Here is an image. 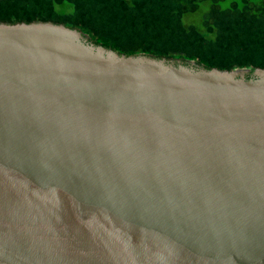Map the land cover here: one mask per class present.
<instances>
[{
  "label": "water",
  "instance_id": "95a60500",
  "mask_svg": "<svg viewBox=\"0 0 264 264\" xmlns=\"http://www.w3.org/2000/svg\"><path fill=\"white\" fill-rule=\"evenodd\" d=\"M0 264H264V70L0 24Z\"/></svg>",
  "mask_w": 264,
  "mask_h": 264
},
{
  "label": "trees",
  "instance_id": "16d2710c",
  "mask_svg": "<svg viewBox=\"0 0 264 264\" xmlns=\"http://www.w3.org/2000/svg\"><path fill=\"white\" fill-rule=\"evenodd\" d=\"M39 22L122 56L264 70V0H0V24Z\"/></svg>",
  "mask_w": 264,
  "mask_h": 264
}]
</instances>
